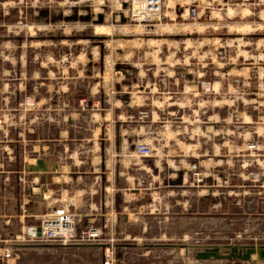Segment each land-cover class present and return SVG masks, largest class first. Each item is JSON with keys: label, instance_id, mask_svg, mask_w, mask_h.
<instances>
[{"label": "rangeland", "instance_id": "rangeland-1", "mask_svg": "<svg viewBox=\"0 0 264 264\" xmlns=\"http://www.w3.org/2000/svg\"><path fill=\"white\" fill-rule=\"evenodd\" d=\"M243 3L162 0L160 19L139 23L129 19L126 8L104 0H0V264H102L105 245L20 238L54 208H65L74 217L76 206L81 207L75 202L67 205L74 194L59 184L53 195L40 198L35 185L41 182L26 169L42 156L43 138L52 148L57 132L52 123H42L43 109L49 107L46 112L53 117L51 106L40 102L47 97L42 83L52 76L68 85L69 92L60 98L62 117L70 111L90 118L102 108L100 99L89 94L92 84L100 81L103 58L104 79L113 76L114 69L122 70L126 97L140 100L152 91L163 101L155 106L148 99L135 100L132 112L126 105L118 109L124 113L125 128L141 126L135 142L153 150L149 157H138L133 148L129 161L136 164L127 166L135 169L126 172H134L142 185L147 184L156 160V180H163L158 187L161 193L177 190L165 181L174 178L173 166L184 167V180H189L183 187L185 196L175 198L178 205L184 203L183 212L168 199L157 206L158 214L130 216L125 222L123 212L115 211L117 202H112L115 213L104 207V230L96 223L90 225L99 229L104 243L113 244L112 264H254L237 258L195 259L198 249L188 246L264 244V0H247L246 7ZM48 64L69 70L48 73L44 67ZM91 66L96 67L93 73L88 71ZM218 81L224 84L222 95L228 96L230 83L237 97L234 105L221 106L219 112L236 114L235 133L230 136L214 133L213 114L218 107L213 89ZM202 83L207 87L202 88ZM187 94L189 104L167 105ZM197 98L205 102L200 105L199 129L193 124ZM151 114L160 125L157 132L150 129ZM76 125L73 139H83L87 147L92 143L85 139L93 140L99 147L98 125L91 126L88 120ZM79 148L80 161L100 160V153ZM80 166L85 171L89 165ZM167 204L166 214L162 210ZM119 205L120 211L126 206V212L135 207ZM85 226L89 225L79 227ZM125 243L134 245L124 247ZM165 243L171 245H159Z\"/></svg>", "mask_w": 264, "mask_h": 264}, {"label": "crops", "instance_id": "crops-1", "mask_svg": "<svg viewBox=\"0 0 264 264\" xmlns=\"http://www.w3.org/2000/svg\"><path fill=\"white\" fill-rule=\"evenodd\" d=\"M112 3L113 6H122L124 9L126 8L128 12V4L124 0H104ZM244 7L247 6V0H244ZM104 57V56H103ZM103 64L99 67L100 73V81L92 84L90 88L89 96L92 99H100L102 108L99 114L93 113L90 114V118L86 115L80 113L76 114L75 112H68L63 115L60 105L63 104L60 102V98L62 95L69 92L68 85L63 83H59L56 81L57 78H52V76L47 77L49 81L46 83L43 82V90L46 93L40 99L42 106H51L52 108V116L49 115L47 109H43L42 113V123H52L56 128L57 132L54 134L52 139V148L47 144L46 139L43 138V144L40 145L41 157L37 159H42L44 161L43 168H39L38 170L30 171L29 168L35 163H29L26 167L27 172L36 173L40 184L35 185V188L38 189V195L40 198L47 199L48 195H53L54 191H57L59 184L62 188H66L65 190H71L73 192V196L69 198L66 202L67 205H81L76 206L78 209L77 214H74L77 225L81 227V225H90V224H98L104 230V207H109L111 211L123 212L124 221H130V216H140V215H156L161 211L160 205L161 201L171 199V202H174L177 197L183 198L185 196V189L183 188L185 183L189 180H184L183 174H187V171L184 170V167H176L173 166L171 174L174 178L172 180H165L171 186L176 187L177 190H167L165 193H161L158 190L160 186V182L163 180H156V172L159 170L156 160L150 166V170H154V175L152 178L149 177V181L147 184H141L140 180L137 177H134V172H126L128 168L134 171V167L127 166L129 163L135 165V162L129 161L130 157L133 156L132 149L134 145L137 143V140L141 136L142 128L140 125L137 127H133L130 130L124 127L125 116L123 115L120 109L123 105H126L128 111L132 112L134 110V105H136V101H145L148 99L150 105L154 104L155 106L163 103V101L159 100V96L154 97L151 95V92L148 96L143 95L139 98H134L132 96H128L125 92V87L123 86L124 76L120 74L121 69H114L113 76L106 77L104 79V58L102 59ZM47 68L48 73L56 72H65L69 70L66 66L63 65H55L48 64L44 66ZM96 67L91 66L88 71L93 73ZM107 71H109V66L106 67ZM56 79V80H55ZM51 80V81H50ZM222 81L216 82V86L214 83V105L218 107V112L213 114V126L214 133H220L230 136L235 133V122H236V114L231 112L226 114L219 113L221 110V106H229V108L235 104L237 101V97L233 92L230 83H227V95H222L224 84ZM124 89H121L123 88ZM118 89V90H117ZM233 89V90H232ZM222 91V92H221ZM188 93V92H186ZM234 93V94H232ZM127 98V99H125ZM171 99V98H170ZM169 100L166 98L165 101ZM191 97L187 94L186 96L174 97L167 105L180 107L179 104H189ZM197 118L194 120L193 124H196L197 129L200 126L199 119V110L203 113V107L200 105H204V100L199 101L197 98ZM104 102L108 105L109 108L104 110ZM52 104V105H50ZM64 105V104H63ZM140 105V104H137ZM181 109V108H179ZM122 110V109H121ZM160 109L158 107L155 108L154 113L157 115ZM62 113V114H61ZM47 114V115H46ZM89 121L91 126H99V147L93 140H87V142H91L92 144L87 147L84 143L83 139H73L74 128L78 127L76 124H82L85 121ZM245 121V120H244ZM150 129L155 130L156 132L159 130L158 121L155 120L150 115L149 122ZM204 125H202L203 127ZM93 136L98 135V131L91 130ZM45 137V136H44ZM137 138V139H136ZM62 142H67L62 145V149L60 151L55 150V146L60 145ZM79 147H84L86 152L100 153V160H91L82 162L78 159L77 154L80 153L81 149ZM42 152V154H41ZM117 157H122V160H117ZM71 159L69 162H65L64 159ZM124 158L128 160H124ZM221 161V160H219ZM89 165L86 166V170L82 171V164ZM84 168V167H83ZM140 169V166L137 167ZM151 176V174H150ZM82 184V187H79ZM53 185L55 189H49L48 186ZM181 188L178 191V188ZM183 188V189H182ZM30 193H33V190L30 189ZM178 193V194H177ZM180 193V194H179ZM198 196L203 197V194L197 192ZM72 201V202H71ZM145 201V202H144ZM148 201V203H146ZM52 202V200H51ZM106 202V203H105ZM117 202V206L120 207L119 202L128 203L129 205L135 206L130 209L132 212H126V206L122 207V211L120 208L114 209L113 203ZM179 202L175 201V206L180 205V211L183 212L184 203L177 204ZM113 206V207H112ZM123 206V205H122ZM68 207V206H67ZM171 207V206H170ZM110 211V212H111ZM129 211V210H128ZM166 214L170 211L168 204L163 208ZM185 211V210H184ZM108 212V214H110ZM107 214V215H108ZM111 217V214L109 215ZM82 222L83 224H79ZM95 224V225H96ZM124 233L120 231V234ZM124 247H130V243L123 244ZM153 246H168L171 244H152ZM189 246V245H188ZM252 258H255V255H252Z\"/></svg>", "mask_w": 264, "mask_h": 264}, {"label": "built area", "instance_id": "built-area-1", "mask_svg": "<svg viewBox=\"0 0 264 264\" xmlns=\"http://www.w3.org/2000/svg\"><path fill=\"white\" fill-rule=\"evenodd\" d=\"M128 4L129 19L134 22L148 23L158 18L160 14L162 0H124ZM192 15L194 9L191 10ZM202 88L204 84H201ZM152 148L145 143H137L134 153L138 157H149L152 155ZM39 227V235L37 228ZM99 229L94 226L80 228L73 215L62 207H57L45 214L38 225H31L21 236L20 240L25 242H45L59 245H80V244H101L104 246L102 264H112V253L110 251L111 242L104 243L100 239ZM101 242V243H99ZM9 256V254H6Z\"/></svg>", "mask_w": 264, "mask_h": 264}, {"label": "water", "instance_id": "water-1", "mask_svg": "<svg viewBox=\"0 0 264 264\" xmlns=\"http://www.w3.org/2000/svg\"><path fill=\"white\" fill-rule=\"evenodd\" d=\"M44 161L42 159L36 160V165L29 168L30 171L38 170L43 168ZM39 235V227L37 228ZM86 245V244H80ZM28 246V245H26ZM191 248L198 249L195 252V259L208 260V259H219V260H230L240 259L242 261H252L254 264H264V244H194L189 245ZM223 251V252H222ZM255 255V258H252Z\"/></svg>", "mask_w": 264, "mask_h": 264}]
</instances>
